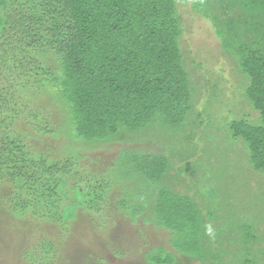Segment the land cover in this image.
Listing matches in <instances>:
<instances>
[{"label":"trees","instance_id":"16d2710c","mask_svg":"<svg viewBox=\"0 0 264 264\" xmlns=\"http://www.w3.org/2000/svg\"><path fill=\"white\" fill-rule=\"evenodd\" d=\"M180 1L209 22L238 76L241 100L223 97L220 78L194 77L186 67ZM41 91L59 103L73 141L142 143L151 132L184 134L189 151L158 141L160 151L124 148L116 159L120 175L147 185L151 222L169 232L173 251L150 247L146 264H178L179 257L264 264V0H0V186L9 188L4 199L11 212L29 213L59 231L42 229L37 238L51 255L46 264H54L78 212L97 201L92 189L76 185L83 177L72 143L68 155L52 157L19 128L38 124L40 109H28ZM243 102L256 112L255 120L239 109ZM221 109L227 112L214 114ZM215 116L241 143L250 167L248 188L233 196L232 205L218 206L228 216L220 221L228 225L223 228L213 224L219 210L206 209L199 188L193 196L183 189L197 187L200 178L191 180L197 173L191 166L199 158L202 164L219 160L205 150L209 136L197 137ZM36 130L54 129L45 122ZM129 187L117 203L135 218L143 208L125 200ZM29 253L27 247L21 251L22 264H38V253Z\"/></svg>","mask_w":264,"mask_h":264},{"label":"rangeland","instance_id":"374dc122","mask_svg":"<svg viewBox=\"0 0 264 264\" xmlns=\"http://www.w3.org/2000/svg\"><path fill=\"white\" fill-rule=\"evenodd\" d=\"M179 7L185 28L180 45L184 52L186 67L192 70L194 77L203 74L211 79L220 78L219 88L223 97L228 100L233 98L241 100V97L235 93L238 92V76L234 73L230 58L223 54L209 22L203 17L195 16L189 12L188 6L181 1ZM192 59L195 60V63L199 62L201 66L191 63ZM48 63L50 64V61ZM202 90L199 98L200 103L207 99V95ZM32 103L33 106L28 110L33 112L38 108L41 115H39L38 124L37 122L34 124L35 126L28 125L27 122L19 125L21 131L26 134V139L37 150L42 149L50 156L57 158L68 155L66 145L72 143L75 146L74 152L77 154L76 168L83 177L81 180L77 178L76 185L82 189H92L90 192L97 201L95 208L78 212L75 221L73 220V225L68 229L69 232L63 239L59 254L55 256L54 264H146L143 254L150 247L161 245L173 251L168 241L169 232L154 226L151 222L149 214L153 196L151 192H146L147 185L135 183V181L120 175L116 167L119 164L116 163V159L124 148L138 151H160V146L154 143L158 141L169 145H182L183 152L189 151L185 145L183 146L185 143L184 134L182 132L168 134L170 131L168 133L156 131L154 134L153 132L149 134V140L153 142L119 143L112 141L84 144L71 140L65 123V115L59 103L51 98V92H39L33 97ZM232 104L237 106L236 102ZM242 104L245 106V102ZM244 106H240L239 109L248 112L249 118L255 120L256 112L249 106ZM226 112L225 109L224 111L221 109L214 114L217 113V116H220ZM45 122L48 129L54 130L46 134L36 130ZM206 122H209V127H204V131L197 133V137L203 139L205 134L209 136L208 142L212 144L208 145L205 150L216 154L219 160L216 164L213 162L202 164L199 158L198 162L191 166L193 171L197 170L196 177L194 176L191 180L195 181L198 177L200 178L197 179L199 182L197 187L186 189L181 184L180 188H183L184 192L188 194L191 193L192 196L199 188L202 203L206 209L214 211L225 201L232 205L233 196L239 195L248 188L247 176L250 174L247 172L250 167L244 159L245 150L240 145L241 143L230 138L226 132L227 129L224 128L223 121L220 123L215 116ZM207 154L209 156V153H205L204 156ZM184 178L189 180L190 176L185 175ZM253 180L252 177V182H254ZM128 185H130L128 190L131 195L127 196L125 200L137 203L143 208V212L135 218L125 213L117 203L120 199H124L123 194ZM149 187L150 190L154 189L153 184ZM97 190L100 194L97 193ZM101 191H103L102 197H105V201H100ZM9 192L6 185L0 186V264H22L20 254L26 247L30 250V255L38 253V264L49 263L47 257L50 253L49 255L43 253L41 250L42 241L37 238L42 229L52 235L58 234L59 231L39 218L30 217L29 213L20 216L11 212L4 199ZM222 195H225V198ZM225 211L224 209L219 210L221 213L218 212V218L213 220V224H216L215 227L228 226L225 222L228 218L225 216ZM224 218L225 223H221L220 221H223ZM178 264L201 263L194 259L184 260L179 257Z\"/></svg>","mask_w":264,"mask_h":264}]
</instances>
